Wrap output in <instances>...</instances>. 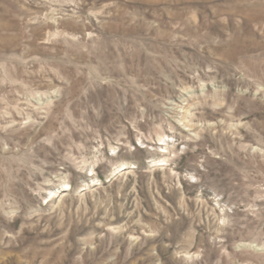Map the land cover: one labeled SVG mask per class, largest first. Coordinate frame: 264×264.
I'll use <instances>...</instances> for the list:
<instances>
[{
    "label": "rangeland",
    "instance_id": "rangeland-1",
    "mask_svg": "<svg viewBox=\"0 0 264 264\" xmlns=\"http://www.w3.org/2000/svg\"><path fill=\"white\" fill-rule=\"evenodd\" d=\"M0 264H264V0H0Z\"/></svg>",
    "mask_w": 264,
    "mask_h": 264
}]
</instances>
